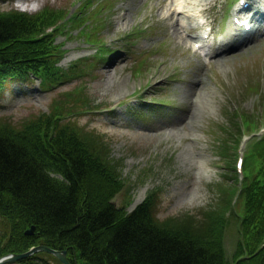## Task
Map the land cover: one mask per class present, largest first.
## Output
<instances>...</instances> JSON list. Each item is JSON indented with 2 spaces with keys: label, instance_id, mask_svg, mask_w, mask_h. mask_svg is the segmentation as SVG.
Segmentation results:
<instances>
[{
  "label": "trees",
  "instance_id": "obj_1",
  "mask_svg": "<svg viewBox=\"0 0 264 264\" xmlns=\"http://www.w3.org/2000/svg\"><path fill=\"white\" fill-rule=\"evenodd\" d=\"M41 17L0 15V70L13 68L25 76L29 69L39 71L42 55L53 53L49 41L34 36ZM51 125L56 123L39 119L37 141L0 130V215L9 224L0 255L41 241L68 249L78 264H226L220 240L205 237L197 225L184 229L172 221L156 223L147 203L123 217L108 170L80 152L83 142L76 134ZM50 156L62 180L48 175ZM31 224L35 233L26 236ZM247 226L238 253L251 256L264 240V206ZM239 264H264V249Z\"/></svg>",
  "mask_w": 264,
  "mask_h": 264
},
{
  "label": "rangeland",
  "instance_id": "obj_2",
  "mask_svg": "<svg viewBox=\"0 0 264 264\" xmlns=\"http://www.w3.org/2000/svg\"><path fill=\"white\" fill-rule=\"evenodd\" d=\"M70 1L71 3L66 6V10L72 12L77 8L79 2L73 5L72 2L74 0ZM133 1H135L133 5L126 10L128 13L126 17L124 15V7L115 8L110 15L106 10L101 12L103 18L108 17L112 20V22L108 23L107 28H104L102 31V39L104 41L111 44L113 42L116 43V34L123 35L134 27H148L152 25L151 9L141 2V0ZM40 2L41 0H37L35 6ZM261 3L263 5L264 1H261ZM262 10L264 13V6ZM263 22L264 20L261 23ZM153 26L155 30L152 32V37L145 35L136 40L134 46L135 53L128 62H120L116 66L108 67L104 63L99 64L95 68L97 76L87 81L85 93H83L88 100L83 108L87 109L77 115L78 120L83 124L94 127L96 131L100 129V132L106 135L107 138L109 137L108 135H111V139L106 142L109 145L112 157L123 159L122 172L124 174H129L130 171L131 174L143 176L142 171L144 168H148L150 174L143 176L147 177L145 179L148 182L147 186L149 188L154 185L161 187V192L158 195L160 203L156 208L158 218H163L172 213L186 212L191 209H193V212H197L203 209L216 208L219 197L210 185L220 180L222 162L220 161V156L214 153L212 138L209 134L201 131L203 124H205L203 117L217 116L214 110L220 106L215 103L213 97L206 95L199 97V102L195 105L193 114L188 118L191 124L184 128L179 125L162 126V122H158V116L155 118L149 115H143L142 118L147 126L133 122L132 126L123 127L106 120V118H111V114L105 111V107L110 106V112L115 111L116 106H121L127 98L133 96L132 93L135 87L143 85L148 77L157 76L159 68H162L161 64H163V61L171 62L172 65H179L181 57L178 54L175 55L174 61L171 58L174 55L172 53L174 44L169 47V53L166 55L159 52L151 53L152 49L159 50L162 45L159 30L155 26V23H153ZM76 33L77 31L72 33V35ZM56 42L62 43V48L67 50L61 61V66L63 67L68 66L72 59H76L79 52H82L81 49H83L81 39L78 36L75 38H65V36L59 35L56 38ZM119 44L122 45V42H119ZM258 47L261 52H264V41H261ZM142 51H145V54ZM250 51L253 55H256L253 47ZM140 59L144 60L147 70L143 77L135 78L130 72V68L132 63ZM246 61V59H238L230 62L229 67L231 72L241 70L240 66H243ZM224 67L225 65L219 64L210 70L203 71H205V75L207 72L212 77L211 83L214 91L226 95L229 94L232 86L227 83L225 85L223 79H227L228 82L235 84L237 78H231L232 76L229 77L227 74H222L218 71ZM155 70H157V73H155ZM181 77L183 78L184 76ZM222 85L225 91L222 90ZM198 87V84H194L193 90L196 91ZM66 88H69V86L59 87L60 91ZM161 90L166 93L177 92L176 97L182 100L186 96L185 93L179 91L178 87L162 88ZM44 96L40 95V100ZM37 99L35 103L40 102ZM130 100H127V104L129 105L136 102L137 97H131ZM120 101L122 102L120 103ZM252 105V102L249 100L242 103L244 109H248ZM119 109L121 112H124L122 106ZM8 112H16L17 116L15 120L17 121H20L27 113L24 109L14 108L13 111L12 106L0 113V119L6 118ZM87 112H93L95 116H90ZM141 193L142 190L140 188L135 198L137 196L139 198L142 197L143 194ZM126 199L127 197L123 194L116 195V204L125 203ZM234 221L235 218L233 217L228 222L227 228ZM227 236L228 241H225V248L227 253H230L233 249L232 242L229 240L231 235L227 234ZM50 261L52 264H59L54 260L50 259Z\"/></svg>",
  "mask_w": 264,
  "mask_h": 264
},
{
  "label": "water",
  "instance_id": "obj_3",
  "mask_svg": "<svg viewBox=\"0 0 264 264\" xmlns=\"http://www.w3.org/2000/svg\"><path fill=\"white\" fill-rule=\"evenodd\" d=\"M38 250H45V251H48L50 253H53L55 254L64 264H69V262L65 259V255H64V252H58V251H54V250H51V249H48V248H45V247H35L31 250H29L28 252L26 253H23V254H14V255H10L8 257H5V258H2L1 259V263L2 262H13V261H17V260H20L22 258H25L27 256H29L30 254L38 251Z\"/></svg>",
  "mask_w": 264,
  "mask_h": 264
},
{
  "label": "bare ground",
  "instance_id": "obj_4",
  "mask_svg": "<svg viewBox=\"0 0 264 264\" xmlns=\"http://www.w3.org/2000/svg\"><path fill=\"white\" fill-rule=\"evenodd\" d=\"M253 16V15H252ZM211 40H214V37L211 38ZM220 40V39H219ZM242 39H235V41H241Z\"/></svg>",
  "mask_w": 264,
  "mask_h": 264
}]
</instances>
